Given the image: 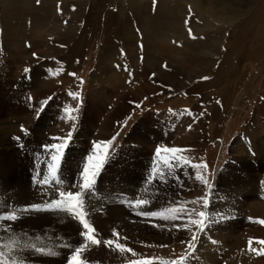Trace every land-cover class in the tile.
Returning <instances> with one entry per match:
<instances>
[{"label":"rangeland","instance_id":"1","mask_svg":"<svg viewBox=\"0 0 264 264\" xmlns=\"http://www.w3.org/2000/svg\"><path fill=\"white\" fill-rule=\"evenodd\" d=\"M193 1L0 0V106L22 103L33 109L29 120L0 118V146L5 148L0 153L11 154L0 163L11 174L0 195L20 199L27 187L40 193L45 185L38 184L37 172L43 176L51 162L43 146L62 143L71 133L58 170L60 183L46 185L54 195L37 204L44 207L56 199L57 189L76 191L83 168L96 161L87 156L103 155L102 142L112 141L93 190L83 197L86 218L100 241L87 242L84 264H170L189 257L193 249L187 242L193 233L197 236L196 226L191 231L175 227L188 223L187 216L164 220L141 214L171 207L207 214L202 232L219 264H264V255L258 254L264 250V0H198L234 19L226 30L210 27L212 21L200 17ZM70 92L80 96L73 99ZM90 109L99 111L92 124L86 115ZM117 110L121 113L112 115ZM40 120L45 125L36 127ZM170 148L182 151H165ZM73 152H83L85 166ZM174 156L183 159L169 171L163 162ZM184 160L207 165L199 171L211 190ZM160 171L167 173L163 180ZM73 173L77 178L69 179ZM150 175L153 182L148 183ZM204 196L206 207L198 201ZM14 197L18 208L27 207ZM136 199L150 203L136 206ZM20 209H9L6 216L19 218L0 235L5 264H69L74 249L86 240L82 223L64 211ZM114 210L122 213L114 218ZM53 213H65L68 223L62 225ZM106 240L132 251L106 245Z\"/></svg>","mask_w":264,"mask_h":264},{"label":"snow or ice","instance_id":"2","mask_svg":"<svg viewBox=\"0 0 264 264\" xmlns=\"http://www.w3.org/2000/svg\"><path fill=\"white\" fill-rule=\"evenodd\" d=\"M36 3L39 4L40 0H36ZM189 35L195 39V37L192 34L191 29H189ZM142 47V45H141ZM121 53L124 54L123 50H121ZM35 56L36 54L33 53ZM166 66V65H165ZM25 73H27L29 70L27 68L24 69ZM71 75L75 76V73H72ZM203 79H208V77H203ZM82 83V81H81ZM69 96H71L73 99H76L80 96L79 92H70L68 93ZM28 101H31V97L27 98ZM50 99V98H49ZM47 100H45L43 103L46 106L47 105ZM219 103V102H218ZM139 107V105H137ZM29 107H31V104H29ZM43 108L40 109V112L42 113ZM70 111V110H66ZM39 115V113H38ZM70 119L76 120L77 117L75 116H70ZM124 124H127V120H125ZM73 128H75V125H73ZM22 131L26 132L25 129H23L22 126ZM118 135V134H117ZM17 141L21 139V137H16ZM54 139H59L54 138ZM71 139V133H69L68 137L62 142V143H53L49 145H44V149L49 153L50 156V161L47 164V169L48 171L41 176L40 172H37V182L38 184L42 185H49V184H59L60 181L57 180V175H58V170L60 167L62 155H63V150L67 147V144L69 140ZM115 139V137L113 138ZM104 144V154L103 155H97L95 157L89 156L88 160L91 162L93 159L96 160L95 164H92L90 166H86L82 170V177L83 181L82 183H78L74 185V188L77 189L76 191H60L57 189V198L54 200H51L46 206L42 207L41 205H32L28 206L26 208L20 209V212H31V211H40V210H59V211H64L67 213H70L73 218L78 219L81 223L83 228L85 229L84 232L81 233L83 237L86 238L85 243L81 244L80 246L76 247L74 249V255L72 256L71 260L69 261V264H84V261L81 260V253L82 251L87 250V242L90 241L92 244L96 245L99 244L100 241L95 239V236L93 233L95 232V229L91 224L88 223L87 220V213L85 210V200L84 196L88 193H91V191L94 188L95 185V179L94 177L98 175L101 167L103 166L105 160L108 158L107 153L109 146L112 144V141H106L102 142ZM96 147H99V144L96 145ZM167 152L171 153H176L182 151L181 149L177 148H170V149H165ZM161 153V149L156 150V154L159 157ZM183 159L182 157H172L171 160H164L163 164L164 167L167 168L169 171L173 169L179 162L180 160ZM184 164L189 165L190 167L196 168L197 171L195 172V179L200 181L203 185H205L209 190H211L212 185L209 183L208 179L202 175V173L199 171L200 168H206V164H191L188 160L183 161ZM153 173L157 172V169L152 170ZM159 177L161 180L165 178L167 173L160 171ZM153 182V177L150 175V178L148 180V183ZM199 200H203V205L206 207L208 205V199L207 196L198 198ZM195 201V202H198ZM194 202V203H195ZM136 206L139 205H146L150 203V201L143 200V199H136L134 201ZM165 213H170V215L165 214ZM145 217H157V218H162L164 220H183L184 217H188V223H180L175 225V227L184 229V230H189L191 231V226L194 225L196 226V231H203L206 227V221L208 219L207 214L204 211H200L196 213L194 210L191 214H189L186 210V207H171V208H166L163 211H145L141 213ZM192 215H197L199 218L198 219H192ZM19 217L16 214H11V215H0V220H6V221H15ZM260 223H264V221H260ZM114 234L117 237V240H119V234L114 231ZM197 240V236L195 233H193L191 240L187 242V246L189 249H194L195 248V242ZM103 243L106 245H113L115 243V247L117 249H120L121 251H128L131 252L132 249H125V246L115 242L113 240H106ZM252 241H249V244L251 245ZM260 243L264 244V241H260ZM34 247V246H33ZM16 249H10V252H14ZM38 252H44V249L42 248H36L35 249ZM250 251L257 252L256 249L250 248ZM49 254L55 255V252H52L49 250ZM190 254V253H189ZM258 254L264 255V250H261L258 252ZM3 256V253H0V257ZM187 259L186 256H181L178 261H172L170 264H183V262ZM0 264H5L3 259H0ZM133 264H150L149 261H141V262H133Z\"/></svg>","mask_w":264,"mask_h":264},{"label":"bare ground","instance_id":"3","mask_svg":"<svg viewBox=\"0 0 264 264\" xmlns=\"http://www.w3.org/2000/svg\"><path fill=\"white\" fill-rule=\"evenodd\" d=\"M204 2L203 1H198V0H194L193 1V6H195L196 7V9L198 10V12H199V15H200V17L202 18V19H205L206 21H207V23H209V22H211L212 24H211V26L210 27H215V26H218V28L220 29V30H226V28H227V26L229 25V21H233L234 19H230V17L226 14V13H222V12H220L219 10H215L214 9V7L213 6H209V7H206V6H204V4H203ZM194 7V8H195ZM216 20H218L219 22H217ZM223 67V66H222ZM40 73V72H39ZM40 76V75H39ZM43 77V76H42ZM21 82V81H20ZM21 85V84H20ZM15 102V101H14ZM25 104H27V103H25ZM6 105H9L8 103H5V106H0V118H2L3 116H9V117H11V119L12 118H15V119H28V118H30L31 117V114H32V112H33V109L32 108H30V107H28V106H22V103H21V105L20 104H17V103H15V104H12V106L11 105H9V106H6ZM34 108V107H33ZM95 108V107H94ZM89 109V108H88ZM98 109H100L99 107H98ZM48 110H50V109H48ZM51 111V110H50ZM94 111H95V113H94ZM97 111L98 110H92V109H90V110H88V112H86V115H87V117H88V121H89V123L90 124H92V123H94V120H95V114H97ZM122 111V110H121ZM99 112V111H98ZM121 112H118V110L115 112V114H112V115H114V116H118V114H120ZM84 114V113H83ZM33 115V114H32ZM42 115H44V114H42ZM49 115V114H48ZM52 115V114H51ZM56 115V114H55ZM57 115H59V114H57ZM100 116V115H99ZM8 117V118H9ZM108 117V116H107ZM111 117V116H110ZM109 117V118H110ZM47 118V117H46ZM97 118V117H96ZM106 118V117H105ZM104 118V119H105ZM98 119V118H97ZM111 119V118H110ZM109 119V120H110ZM29 120V119H28ZM115 120V119H114ZM42 121L43 120H40L39 121V123H38V125L36 126V127H39V126H41V125H45V124H41L42 123ZM99 121V120H98ZM104 121V120H103ZM106 121V120H105ZM112 121V120H111ZM1 122V121H0ZM46 123H47V121H45ZM86 122V121H85ZM107 122H108V120H107ZM84 125H87V124H85L84 123ZM32 126H34V125H32ZM103 127V126H102ZM113 127V126H112ZM106 128V127H105ZM136 131V130H135ZM141 131V133H142V135H145L147 132L144 130V129H142V130H140ZM36 132H41L40 130H36ZM137 132V131H136ZM159 133H157L156 134V136L158 135ZM147 135V134H146ZM162 135V134H161ZM26 137V136H25ZM160 137V136H159ZM2 141H4V139H2ZM25 141H29V140H27L26 138H23V143H25ZM45 142H47V140L45 141ZM48 142H50V141H48ZM8 143H9V147L11 148V152L12 153H14V154H17L18 152H19V150L18 149H16V147L17 146H15V143H11V142H9V140H8ZM11 143V144H10ZM7 144V143H6ZM27 144V143H26ZM26 144H24V145H26ZM36 147V146H35ZM39 148H40V146H39ZM1 149H5V148H2L1 146H0V150ZM4 151V153H0V163L4 160H6L5 158H9L10 156H11V154H10V152H6L5 150H3ZM85 152V151H84ZM74 153V155L76 156V158H77V162L79 163V166H81V165H83L84 163L86 164V162H84V158L82 157V155H83V152L82 153H80V152H73ZM23 154V153H22ZM36 154V153H35ZM89 154V153H88ZM92 154H94V153H91L90 155H92ZM39 155V154H38ZM89 155V156H90ZM16 156V155H15ZM17 156H19V155H17ZM46 156V155H45ZM95 156V155H94ZM41 157V156H40ZM16 158V157H15ZM21 158V157H20ZM44 158V157H43ZM87 158H88V156H87ZM19 159V158H18ZM46 160V159H45ZM35 161H37V159L35 160ZM44 161V160H43ZM19 162H20V164L22 163L20 160H19ZM18 162V163H19ZM39 162V161H38ZM77 162H76V164H77ZM41 163V162H40ZM89 163V162H88ZM95 163H96V161H95ZM16 164V163H15ZM20 164H16L17 166L18 165H20ZM43 164V163H42ZM129 164V163H128ZM7 165V164H6ZM6 165H4V166H6ZM142 165V164H141ZM3 166V165H2ZM31 166V165H30ZM83 166H85V165H83ZM26 168H27V166H25ZM32 167V166H31ZM12 168V167H11ZM10 168V169H11ZM2 170H3V172H2ZM8 170V169H7ZM27 170V169H26ZM40 170V169H39ZM5 169H1L0 168V183H1V185H0V189L1 190H4V188L6 187V185H8V184H5L4 185V183L3 182H5L6 180H8L10 177H11V174H9V172L8 173H6L5 174ZM114 173L115 172H117V173H119L118 171H115L114 169L112 170ZM7 172V171H6ZM23 172V171H22ZM29 172V171H28ZM28 174V173H27ZM34 174V173H33ZM67 175V174H66ZM142 175V174H141ZM19 176V175H18ZM22 176V175H21ZM134 176V175H133ZM133 176H132V178H133ZM143 176V175H142ZM142 176L140 177V180H142V179H144V178H142ZM70 178L69 179H76L77 177H76V175H74V173H73V176H69ZM123 177H125V179H127V178H130V173H128L126 176H123ZM60 178V177H59ZM111 179V178H110ZM79 180V179H78ZM112 182V181H111ZM107 183V182H106ZM110 183V182H109ZM24 184V183H23ZM4 185V186H3ZM22 185V184H21ZM25 185V184H24ZM30 185V184H29ZM9 186V185H8ZM44 186V185H43ZM65 186V185H64ZM23 187V186H22ZM7 188V187H6ZM72 188V187H71ZM66 189V188H65ZM70 189V188H69ZM24 190V189H23ZM8 192V191H7ZM55 192V190H53L51 187H49V186H44V187H42V189L40 190V193H39V190L38 189H34V191H31V187L30 188H28L27 187V189H25V193H23L22 195L23 196H20V199L19 198H16V197H14V196H12V195H10V194H7V195H0V215H5L6 216V214H9L10 213V208H15V209H20V208H18L15 204H13L12 202H11V200H13V199H10V198H16V199H18V200H21L20 202H21V204H23L24 206L25 205H27V207L28 206H32V205H37V204H39L40 202L39 201H41V198H43V197H47L48 196V194H50V195H54L53 193ZM7 196H9L8 198H7ZM56 198H57V196H56ZM27 199H28V203L26 204V201H27ZM134 199V198H133ZM15 200V199H14ZM18 200H16V202H18ZM20 202H18V204L20 203ZM91 205L92 206H94V203H92L91 202ZM111 205V204H110ZM21 206V205H20ZM19 206V207H20ZM118 206V205H117ZM4 207H7L6 209H4ZM118 209V208H117ZM111 211H112V208H111ZM114 214L113 213H110V214H113V215H115V214H120V210L118 211V210H114ZM13 213H15V212H13ZM122 213V212H121ZM65 214V213H64ZM64 214L63 213H60V214H58V213H56L55 215H54V213H53V216H54V218L55 219H57L58 221L60 220V222L62 223V225H65V223H68L67 221V219H65V220H67V221H65L64 220ZM113 215H112V217H113ZM117 215H115L114 216V218L117 216ZM56 216V217H55ZM97 216V215H96ZM102 216V215H101ZM108 216V215H107ZM118 216H120V215H118ZM99 217V216H98ZM106 217V216H105ZM110 218V217H109ZM98 221V220H97ZM102 221V220H101ZM11 221H6V220H4L3 222H2V220H0V235L1 234H3L4 233V231L6 230V228H7V225L10 223ZM73 222V221H72ZM235 223V222H234ZM69 224H70V222H69ZM68 224V225H69ZM75 224V223H74ZM73 224V225H74ZM103 224V223H102ZM66 226H67V224H66ZM102 226V225H101ZM103 226H105L104 224H103ZM120 226V225H119ZM60 227V226H59ZM65 227V226H64ZM64 227H62L63 229H64ZM68 227V226H67ZM71 227H73V226H71ZM75 227V226H74ZM79 228H80V226H79ZM105 228V227H104ZM67 229H70V226H69V228H67ZM74 230V229H73ZM65 231V230H64ZM72 231V230H71ZM70 231V232H71ZM75 231V230H74ZM75 232H78V231H75ZM202 231H199L198 232V234H197V240H196V245H195V248L193 249V253L189 256V257H187V259H188V261H187V263L186 262H183V264H190V263H192V262H199V263H201V264H203V262L204 261H206V260H208V262L209 263H207V264H219V260H218V258H217V256H218V254L217 253H215L216 251H214V246L213 245H210L206 240H205V238L204 237H206V232H202ZM69 233V232H68ZM72 233V232H71ZM75 234V233H74ZM70 235H72V234H70ZM70 235H69V237H70ZM172 235V234H171ZM171 235H169L168 236V239H171ZM73 236V235H72ZM75 236V235H74ZM78 236V235H77ZM76 236V237H77ZM217 236V235H216ZM220 236H222V235H220ZM237 237H239V236H237ZM223 238V237H222ZM225 238V237H224ZM59 240H61V237H57L56 238V241H59ZM72 241V240H71ZM65 242V241H64ZM74 242V241H73ZM75 242H76V239H75ZM74 244V243H73ZM4 248V249H3ZM147 248V247H146ZM2 249L3 250H5L6 248H5V246H1L0 245V253H3V251H2ZM234 254L232 255V256H234V258L236 257V252H233ZM5 254V253H4ZM4 254H3V256L2 257H0V259H3V261L5 262L6 261V257L4 256ZM132 257V256H131ZM130 257V262L131 261H134L133 260V258H131ZM196 258V261H194V260H192V259H195ZM244 259V256L243 255H241V256H239L238 258H237V260L238 261H241V260H243ZM6 263V262H5ZM205 264V263H204Z\"/></svg>","mask_w":264,"mask_h":264},{"label":"crops","instance_id":"4","mask_svg":"<svg viewBox=\"0 0 264 264\" xmlns=\"http://www.w3.org/2000/svg\"><path fill=\"white\" fill-rule=\"evenodd\" d=\"M144 179H145V178H144ZM144 179H143V180H144Z\"/></svg>","mask_w":264,"mask_h":264}]
</instances>
